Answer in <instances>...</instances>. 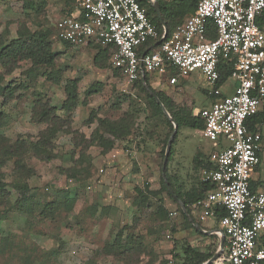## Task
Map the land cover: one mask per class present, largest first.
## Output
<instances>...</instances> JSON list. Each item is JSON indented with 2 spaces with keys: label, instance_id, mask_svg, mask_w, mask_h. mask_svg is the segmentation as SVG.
Wrapping results in <instances>:
<instances>
[{
  "label": "rangeland",
  "instance_id": "1",
  "mask_svg": "<svg viewBox=\"0 0 264 264\" xmlns=\"http://www.w3.org/2000/svg\"><path fill=\"white\" fill-rule=\"evenodd\" d=\"M68 8L62 0H0L3 42L16 38L19 30L48 31L52 49L58 52L53 69L61 75L60 82L54 83L42 75L47 67L33 68L30 61L19 60L8 72L0 63V145L22 137L34 139L47 127L48 123L34 120L38 100L57 107L56 115L68 120L52 140V160L27 152L24 160L31 174L16 172L14 159L0 168L8 184L7 198H0V264H189L191 259L182 252L187 244L208 250L216 244L193 236L196 233L183 222L179 199L168 193V179L181 193L197 187L200 168L195 160L205 162L215 147L200 129L180 126L164 185L162 164L172 123H166L163 111L161 115L151 109L134 83H126L114 71L110 56L95 62L94 43L75 46L57 40L55 24ZM148 77L151 87L164 93L172 107L193 114L212 101L207 94L212 86L199 71L180 77L176 85H169L164 75L149 73ZM68 78L79 79L78 104L69 115L60 108ZM8 85L14 95L4 101L1 88ZM89 88L95 91L86 94ZM222 90L231 94L234 79L228 78ZM126 115L130 133L115 139L110 149L91 141L96 117L117 121ZM259 128L262 153L255 170L262 182L264 123ZM17 181L30 187L22 210H18ZM137 188L143 189L146 200H139ZM68 198L73 201L65 203ZM47 203L53 207L49 209ZM120 232L122 243L131 246L136 241V246L110 250L108 244Z\"/></svg>",
  "mask_w": 264,
  "mask_h": 264
},
{
  "label": "built area",
  "instance_id": "2",
  "mask_svg": "<svg viewBox=\"0 0 264 264\" xmlns=\"http://www.w3.org/2000/svg\"><path fill=\"white\" fill-rule=\"evenodd\" d=\"M263 13L264 0H198L183 23L142 55L138 48L157 40L158 33L138 0H74L70 14L55 24L59 41L108 47L112 67L126 83H134L144 70L166 76L169 85L194 71L210 83L211 103L193 113L203 120L201 135L215 147L200 173L210 189L187 206L200 220L216 218L217 207L225 211L218 221L227 245L215 264H264V184L251 186L263 134L246 123L264 112V29L257 22ZM209 24L214 38L206 36ZM220 59L232 66L231 94L222 90L224 83L216 86Z\"/></svg>",
  "mask_w": 264,
  "mask_h": 264
},
{
  "label": "trees",
  "instance_id": "3",
  "mask_svg": "<svg viewBox=\"0 0 264 264\" xmlns=\"http://www.w3.org/2000/svg\"><path fill=\"white\" fill-rule=\"evenodd\" d=\"M65 4L69 5V8L65 11V14H70L74 6V0H62ZM159 3V8L161 11V16L163 21L166 23L167 26V34L169 36L170 33L176 28L177 25L184 22V20L194 12L196 8V4L198 0H157ZM138 2L146 7L147 16L155 25V28L158 33V39L164 33V28L159 20L158 15L152 8L149 0H138ZM259 26L264 29V13L261 18L257 20ZM208 38L215 37V30L212 24H209L207 35ZM49 32L44 30H37V31H29V30H19L18 36L12 39L9 43L5 44L3 39L0 35V63L8 68V72L11 71L13 68L16 67L17 61L19 60H27L30 61L31 66L33 68L44 66L49 68V70L43 71L45 79L59 83L61 75L59 74L58 69H53L55 59L58 55L57 51L52 49L51 42L48 39ZM158 39L147 40L144 44H142L138 48V53L142 55L143 53H147L153 48L158 45ZM59 41V40H58ZM66 45H72L67 41H60ZM94 43V46L98 48V52L95 55V62H98L103 57L110 56L109 55V48L102 47L98 43ZM231 63L225 59H220L219 62V72L220 77L216 81V86H220L225 83L228 79V76L231 72ZM114 71L118 72L121 76L122 73L119 69L114 68ZM32 71V70H31ZM172 73L175 71L172 69ZM149 72L144 70L143 73L140 72L138 78L135 80L134 84L141 92L145 94L146 101L151 107V109L158 114L164 115L160 105L156 102L154 97L150 95L147 87L155 92V94L160 98L162 103L165 105L167 111L173 117L175 122L178 124V129L182 125H186L195 129H202L203 127V120L196 115H193L191 111H187L186 109L182 108H175L172 107L173 105L170 102V99L164 95V93L160 91H156L154 88L151 87L149 83ZM123 77V76H122ZM78 78H68L64 84V92L66 98L62 102L61 109H64L69 112L76 107L78 104V92H77V84ZM147 85V87H146ZM95 91V89L89 88L86 90V94H90L91 92ZM1 95L4 97V101L9 100L14 95L13 88L8 85L6 87L1 88ZM57 107L50 105L47 102L43 101H36L35 109L33 112V117L36 122H46L47 127L39 132L36 138L34 139H26V138H18L14 143L4 146L0 145V168L6 164L7 161L12 159L14 162V170L16 172L22 170L26 171L28 174H31L33 171L31 168L25 165L24 155L27 152H31L32 155L35 157L44 160L50 161L53 159L54 155L52 152V140L56 136L59 129L65 125L68 121L67 119H63L56 115ZM165 117V116H164ZM97 126L92 132V142L97 143L99 146L104 148L105 150L110 149L115 139H120L126 137L131 130V123L129 121L128 115L122 117L117 121H113L111 119L105 117H96ZM165 121L169 126L171 122L165 117ZM247 125L250 129L254 130L256 127H260L262 123H264V112L256 114L247 120ZM177 135V134H176ZM110 136V137H109ZM176 139V136H175ZM174 139V140H175ZM1 141V137H0ZM174 142V141H173ZM173 145V143H172ZM172 153V146L171 151L168 157L170 159ZM196 165L202 170L204 167L209 165V161H198L195 160ZM168 162V161H167ZM261 162V154H260V161ZM259 164L255 167L258 168ZM167 165V164H166ZM166 168V167H165ZM163 170V169H162ZM75 172L73 170L70 171V176H74ZM163 174L165 177L163 178V184L167 185L166 179V170L164 169ZM69 176V178H71ZM71 180V179H69ZM168 193L171 197H175V199H179V201L184 205L186 212L188 214L191 213L192 209L187 206V204H193L199 201L205 193L210 189V184L208 182L202 181L199 178L198 186L195 188H191L186 193H181L177 191L173 186L171 180L168 179ZM8 184L3 179L2 173H0V198L5 199L8 196V191L6 186ZM14 186L19 189L21 192L20 198L17 199L18 201V210H22V202L28 200V191L30 187L25 181H17L14 183ZM252 188H256V184L253 185L251 182ZM63 191V190H62ZM137 196L139 200H146L147 195L144 193L143 189L137 188ZM16 201V202H17ZM72 202L73 200L68 198L65 200L66 202ZM48 208L51 209L53 207L52 203H47ZM225 213L224 209L221 207H217L216 215L219 218L221 215ZM120 233L116 234L114 241L109 243L110 250H119L122 248H133L136 246L138 242H134L131 246H126L129 243H122L120 240ZM195 255V254H194ZM206 257L202 254L196 253L195 256L192 257V260H196L199 262L200 260L205 259Z\"/></svg>",
  "mask_w": 264,
  "mask_h": 264
},
{
  "label": "crops",
  "instance_id": "4",
  "mask_svg": "<svg viewBox=\"0 0 264 264\" xmlns=\"http://www.w3.org/2000/svg\"><path fill=\"white\" fill-rule=\"evenodd\" d=\"M208 156H207V160H208ZM256 170H254L252 173L251 182L253 185L256 184V188H258L264 184V181L261 182L260 179L256 177ZM200 173H201V169H200ZM179 203H180L181 211L183 214L182 215L183 222L185 220V222H187V227H189L194 233H196L195 235L193 234V236L194 237L199 236V238L201 239L204 238L208 240V242L212 244L214 243L216 244L215 248H211L210 250H208V248L197 249L195 245H192V243L191 244L189 243V245L187 244L185 249L184 248L182 249V252L184 253V258H187L189 256L187 259L188 261L191 259L189 261V264H207L208 261L217 252L219 251L221 253L223 252L224 248L227 245V235L221 228L219 221H218V217L208 218L205 220H199L197 217V213L194 210H192L191 213L188 214L186 211L183 210L181 206V202ZM196 253L202 254L206 258L203 260H200L199 262H196V260H192V257L195 256ZM186 254L188 255L187 257H186ZM209 264H215V261H212ZM224 264H228V263H224Z\"/></svg>",
  "mask_w": 264,
  "mask_h": 264
},
{
  "label": "water",
  "instance_id": "5",
  "mask_svg": "<svg viewBox=\"0 0 264 264\" xmlns=\"http://www.w3.org/2000/svg\"><path fill=\"white\" fill-rule=\"evenodd\" d=\"M149 3L151 4L152 8L154 9V11L156 12V14L158 15L159 17V20L164 28V33H163V37L160 39V41H158V43H160L163 38L166 36L167 34V26H166V23L163 21L162 19V16H161V11H160V8H159V3L157 0H149ZM147 87V85H146ZM150 95H152L154 97V99L156 100V102L160 105L162 111L164 112V114L166 115V117L168 118V120L172 123L173 125V131L172 133L170 134L168 140H167V144H166V149H165V154H164V158H163V164H162V169L164 171L165 167H166V164H167V161H168V157H169V154H170V151H171V146H172V143L175 139V136L178 132V124L175 122V120L173 119V117L169 114V112L167 111L165 105L162 103V101L160 100V98L155 94V92L151 89H149L147 87ZM181 206L183 208L184 211H186L184 205L181 203ZM222 248V246H221ZM221 252H217L209 261L207 264L211 263L212 261H215L219 256H220Z\"/></svg>",
  "mask_w": 264,
  "mask_h": 264
}]
</instances>
